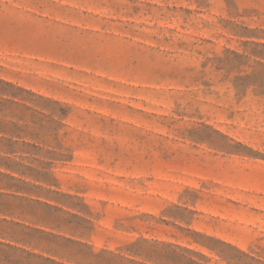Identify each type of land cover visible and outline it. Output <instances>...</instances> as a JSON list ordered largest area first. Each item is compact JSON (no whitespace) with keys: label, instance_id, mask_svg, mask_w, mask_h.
I'll use <instances>...</instances> for the list:
<instances>
[{"label":"rangeland","instance_id":"1","mask_svg":"<svg viewBox=\"0 0 264 264\" xmlns=\"http://www.w3.org/2000/svg\"><path fill=\"white\" fill-rule=\"evenodd\" d=\"M0 127L101 264H264V0H0Z\"/></svg>","mask_w":264,"mask_h":264},{"label":"crops","instance_id":"2","mask_svg":"<svg viewBox=\"0 0 264 264\" xmlns=\"http://www.w3.org/2000/svg\"><path fill=\"white\" fill-rule=\"evenodd\" d=\"M5 132L0 127V264H101L93 242L55 224L65 206L53 197L63 188L51 158Z\"/></svg>","mask_w":264,"mask_h":264}]
</instances>
